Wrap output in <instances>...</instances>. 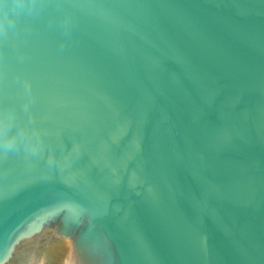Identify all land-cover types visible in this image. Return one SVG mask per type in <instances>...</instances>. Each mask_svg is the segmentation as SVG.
<instances>
[{
	"label": "water",
	"instance_id": "obj_1",
	"mask_svg": "<svg viewBox=\"0 0 264 264\" xmlns=\"http://www.w3.org/2000/svg\"><path fill=\"white\" fill-rule=\"evenodd\" d=\"M0 264H264V0H0Z\"/></svg>",
	"mask_w": 264,
	"mask_h": 264
}]
</instances>
